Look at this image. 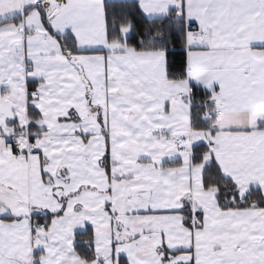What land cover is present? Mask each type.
<instances>
[{"label":"snow or ice","instance_id":"obj_1","mask_svg":"<svg viewBox=\"0 0 264 264\" xmlns=\"http://www.w3.org/2000/svg\"><path fill=\"white\" fill-rule=\"evenodd\" d=\"M0 264H264V0H0Z\"/></svg>","mask_w":264,"mask_h":264},{"label":"trees","instance_id":"obj_2","mask_svg":"<svg viewBox=\"0 0 264 264\" xmlns=\"http://www.w3.org/2000/svg\"><path fill=\"white\" fill-rule=\"evenodd\" d=\"M87 239H88V237H87L86 235H84V236L81 237V240H82L83 242H85V243L87 242Z\"/></svg>","mask_w":264,"mask_h":264}]
</instances>
